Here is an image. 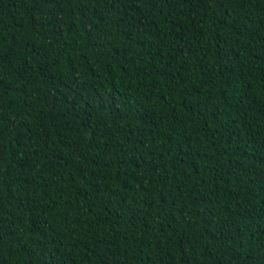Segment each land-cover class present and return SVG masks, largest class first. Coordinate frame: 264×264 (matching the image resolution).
Segmentation results:
<instances>
[{"label":"trees","instance_id":"trees-1","mask_svg":"<svg viewBox=\"0 0 264 264\" xmlns=\"http://www.w3.org/2000/svg\"><path fill=\"white\" fill-rule=\"evenodd\" d=\"M0 264H264V0H0Z\"/></svg>","mask_w":264,"mask_h":264}]
</instances>
